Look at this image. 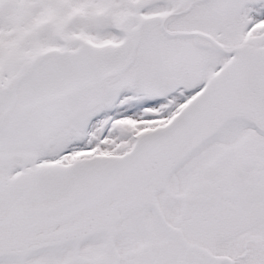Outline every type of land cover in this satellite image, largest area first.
<instances>
[{
    "label": "snow or ice",
    "instance_id": "6c2138e0",
    "mask_svg": "<svg viewBox=\"0 0 264 264\" xmlns=\"http://www.w3.org/2000/svg\"><path fill=\"white\" fill-rule=\"evenodd\" d=\"M0 264H264V0H0Z\"/></svg>",
    "mask_w": 264,
    "mask_h": 264
}]
</instances>
